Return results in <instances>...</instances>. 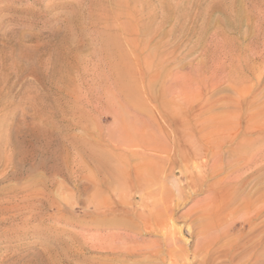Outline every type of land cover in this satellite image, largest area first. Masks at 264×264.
<instances>
[{
  "label": "rangeland",
  "instance_id": "374dc122",
  "mask_svg": "<svg viewBox=\"0 0 264 264\" xmlns=\"http://www.w3.org/2000/svg\"><path fill=\"white\" fill-rule=\"evenodd\" d=\"M263 159L264 0H0V264H264Z\"/></svg>",
  "mask_w": 264,
  "mask_h": 264
},
{
  "label": "bare ground",
  "instance_id": "6f19581e",
  "mask_svg": "<svg viewBox=\"0 0 264 264\" xmlns=\"http://www.w3.org/2000/svg\"><path fill=\"white\" fill-rule=\"evenodd\" d=\"M116 48L118 49V51H121V46L119 45V43L117 42L116 43ZM124 56H127V54L126 53H124L123 54ZM116 64H117V66H119V65H122V64H125V60H122V61H120V62H116ZM122 78V77H121ZM119 79H120V77H119ZM213 107V106H212ZM212 107L210 108V110L212 109ZM215 108V107H214ZM209 110V109H208ZM204 114H202V115H200L201 117L203 116ZM226 115H219V116H217V115H215L214 113H212V110H211V114L210 115H208V116H206V117H208V118H210L212 121H213V124H217V123H220V124H222V123H226V122H228V120H227V117H225ZM207 118V119H208ZM253 120V119H252ZM251 121V120H250ZM253 122V121H252ZM258 126V125H257ZM228 128V127H227ZM247 130H249V129H247ZM200 132H201V130H200ZM202 137H203V141H201V143H202V146L203 147H205V149L203 150V159L202 160H200L201 158H200V156H198V154H196V155H184L183 153V156L182 155H179L178 154V152H179V149H180V147H178V145H176V146H174V151L173 152H175V153H173L174 155L172 156V157H170V156H168V157H170V158H167V160H169L170 162H169V166L167 167V171L165 170V173L167 172L168 174H170V173H172V168L175 166V164L177 165V164H179V163H184L185 165H184V167L186 166H189V164L191 163L195 168L194 169H203L204 168V165H206V163L208 162V161H210L211 159L210 158H212V156L213 155H211V157L210 158H208L209 156H208V154L210 153V152H212V149L213 148H217V147H220V145H221V143H218V142H215L214 143V141H212V139H214L213 137L212 138H210V136H208V135H202ZM235 137V135L234 134H232V135H229L228 136V140L230 141L231 139H233ZM245 138V137H244ZM249 139V138H248ZM140 142L142 143L141 144V146L143 147V149L145 150V149H156V148H160V149H162L165 153H167L168 151L170 152L171 151V147H169L168 146V144H163V145H157V144H155L154 142H152V141H146V140H144V139H141L140 140ZM233 143V142H232ZM236 147V146H235ZM233 149V148H232ZM235 149V148H234ZM14 150H18V151H16L17 153H20L21 151H20V146H19V144L18 145H15L14 146ZM226 153V152H225ZM222 154V153H221ZM179 155V156H178ZM219 155V154H218ZM208 156V157H207ZM220 156V155H219ZM133 156L131 155V156H129L128 157V160H130V158H132ZM135 158V157H134ZM199 158V159H198ZM252 158V157H251ZM133 159V158H132ZM216 159L217 158H214V160L216 161ZM264 160V159H263ZM135 161V160H134ZM142 161H143V164L145 163V160L144 159H142ZM215 161H214V164H215ZM255 161V160H254ZM130 162H131V160H130ZM217 162H218V160H217ZM222 162V161H221ZM263 162V161H262ZM102 163V162H101ZM103 163H104V161H103ZM133 163V162H132ZM214 164H213V166H214ZM241 164V163H240ZM263 165V164H262ZM261 165V166H262ZM211 167V168H209V172L210 173H215V172H218L217 170H214V167ZM244 167V166H243ZM260 167V166H259ZM255 168H258V167H255ZM136 169H138V171L136 170ZM205 169V168H204ZM115 170V169H114ZM114 170H108V169H104V170H102V178H103V182L101 183V186H100V188H102V189H112L113 191L114 190H125V192H128V193H131V192H133V190H134V188H135V186H136V188L138 189V192L139 191H141V190H146V194H147V186L148 185H151L153 182H151V184H149L148 182H147V179H146V181L145 180H142L141 179V176H140V178H139V180L141 181V184H142V186H140V187H138V184H137V181H138V175L140 174L141 175V172L143 171V170H141V167H140V169L139 168H137V167H134V168H132V170H127V172H125V173H120L118 170L119 169H117V171H114ZM200 171V170H199ZM208 171V170H207ZM206 171V172H207ZM200 173V172H199ZM260 173H262V172H260ZM205 174H207V173H205ZM200 175V174H199ZM190 178H193L192 176H190ZM137 179V180H136ZM194 180H195V178H193L192 180H190L189 179V186L192 188L195 184H193V182H194ZM250 182V181H249ZM264 182V181H263ZM126 183H128V185H129V187H127V185L125 186V187H123L124 186V184H126ZM130 183L133 185V186H130ZM262 184V183H261ZM97 185H100V184H97ZM264 185V184H263ZM196 186V185H195ZM245 186V185H244ZM194 188V187H193ZM236 188H238V185H237V187ZM244 188V187H243ZM233 190V189H232ZM244 190V189H243ZM242 190V191H243ZM253 190V189H252ZM256 190H260V187H259V189H256ZM136 192V191H135ZM245 192V191H244ZM243 192V193H244ZM235 193V192H234ZM246 193V192H245ZM258 193H261V191L260 192H258ZM142 194V193H141ZM153 194H154V192L153 191H148V195H152L153 196ZM255 195V194H254ZM253 195V196H254ZM258 195V194H257ZM257 195H255L254 196V198H256V196ZM172 196V195H171ZM249 196H251V195H247L246 194V199H248V201H246V199H245V201H246V203H245V201H240V199H242V198H240L239 199V202H241L242 203V206H244V204H245V206L244 207H246V208H248V207H250V203H252V202H249V199H251ZM252 196V197H253ZM232 196H230V198H231ZM259 197V196H258ZM151 198V197H150ZM169 198H170V191L169 190H165V193H164V200H169ZM229 198V199H230ZM149 199V198H148ZM228 198H226V201H225V203L223 204V206L221 205V206H218L217 205V207H214V209L216 210L213 214H212V217H210V218H212L209 222V224L207 225L208 226V228L209 229H213L215 226H216V222H217V217H218V215H220L222 212H225V211H227V210H229L230 209V207L231 206H233L234 205V201H231L232 199H230L229 200ZM243 199V200H244ZM234 200V199H233ZM252 200V199H251ZM173 201V200H172ZM178 201H180L178 198L176 199V201H174L175 202V204H177L176 202H178ZM259 200H257V202H258ZM236 202H238L237 200H236ZM255 203V202H254ZM261 203V202H260ZM169 204H171V201H169ZM168 204V205H169ZM240 204V203H239ZM238 204V205H239ZM235 205H236V203H235ZM237 205V206H238ZM240 206V205H239ZM255 206V205H254ZM234 207V206H233ZM241 207V206H240ZM232 208V207H231ZM235 208H237V210H238V208L239 207H235ZM251 208H253V207H251ZM258 208V207H257ZM258 209H260V207L258 208ZM231 210V209H230ZM236 210V209H235ZM246 211H248V210H246ZM262 211V210H261ZM254 213V212H253ZM260 213L261 212H258L257 213V215L256 216H259L260 215ZM209 218V219H210ZM170 221H172V219H169L168 220V223L169 224H171V222ZM143 224L145 225V223L143 222ZM162 225H164V224H162ZM162 225H158V226H156L155 227V229H154V231H160L159 229H160V227L164 230L165 229V226H162ZM245 225V224H244ZM149 227H151V226H149ZM206 228V227H205ZM206 233V232H205ZM207 237V236H206ZM211 237H207L206 239V243H208V245H209V243H210V241H212V239H210ZM213 240H214V238H213ZM244 243H246V242H244ZM248 243V242H247ZM252 254V253H251Z\"/></svg>",
  "mask_w": 264,
  "mask_h": 264
}]
</instances>
